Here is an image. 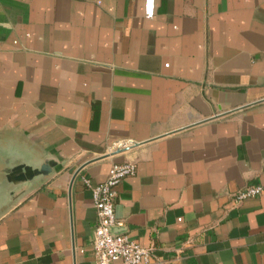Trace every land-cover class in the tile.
I'll return each mask as SVG.
<instances>
[{
    "label": "crops",
    "instance_id": "crops-1",
    "mask_svg": "<svg viewBox=\"0 0 264 264\" xmlns=\"http://www.w3.org/2000/svg\"><path fill=\"white\" fill-rule=\"evenodd\" d=\"M145 2L0 0V264H97L83 177L130 160L115 234L151 264H264V192L233 197L264 184V0Z\"/></svg>",
    "mask_w": 264,
    "mask_h": 264
},
{
    "label": "built area",
    "instance_id": "built-area-1",
    "mask_svg": "<svg viewBox=\"0 0 264 264\" xmlns=\"http://www.w3.org/2000/svg\"><path fill=\"white\" fill-rule=\"evenodd\" d=\"M146 15L152 17L155 12L154 0H146ZM137 144L132 139H120L112 143V150H126ZM137 171L136 162L114 163L107 178L94 183L84 176L85 186L92 190L97 210V223L94 229L93 246L97 264H151L154 260V246H142L127 234H115L111 228L117 224L116 197L121 181ZM264 192V184L248 183L233 193L235 202L259 195Z\"/></svg>",
    "mask_w": 264,
    "mask_h": 264
},
{
    "label": "water",
    "instance_id": "water-1",
    "mask_svg": "<svg viewBox=\"0 0 264 264\" xmlns=\"http://www.w3.org/2000/svg\"><path fill=\"white\" fill-rule=\"evenodd\" d=\"M64 168L63 163L53 159L45 160L40 167H34L27 163H18L11 167H7L4 172V178L7 183L18 184L33 179L37 175H49L54 171H60ZM73 174V179L76 177L79 170L77 167H72L69 170ZM115 233V226L111 228Z\"/></svg>",
    "mask_w": 264,
    "mask_h": 264
}]
</instances>
